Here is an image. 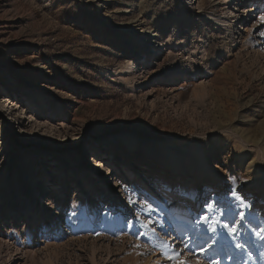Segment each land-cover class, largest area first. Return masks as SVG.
<instances>
[{"label":"rangeland","instance_id":"1","mask_svg":"<svg viewBox=\"0 0 264 264\" xmlns=\"http://www.w3.org/2000/svg\"><path fill=\"white\" fill-rule=\"evenodd\" d=\"M261 17L264 0H0V264H171L166 245L264 264ZM151 41L162 57L122 77ZM207 165L225 187L184 199L181 226L172 192Z\"/></svg>","mask_w":264,"mask_h":264},{"label":"bare ground","instance_id":"2","mask_svg":"<svg viewBox=\"0 0 264 264\" xmlns=\"http://www.w3.org/2000/svg\"><path fill=\"white\" fill-rule=\"evenodd\" d=\"M198 9H201V7H198ZM239 13L234 18H239L238 22H236L235 27L240 30L242 28L241 25L243 24V21L245 20L246 16H243V15H241ZM100 27L101 26H98V28H100ZM149 46L150 47H156L154 49L153 56L149 60H146L142 64L133 63V64H130L129 66L125 67L122 70V73H121L122 77H126V76H129L131 74H134V73L138 72L140 69L145 68V67H147V66H149L151 64H154L155 60L158 59V58H161L162 55L165 53V50L160 47L159 43L154 44V42L151 41L149 43ZM182 77H183V72L182 71L171 72V73H168V74H164V75H160V76H156V77L152 78L150 80V84H155V83H159V82L172 83V82H176V81L180 80ZM110 150H112V152H109L106 155H108V156L109 155H113V148L106 149V151H110ZM130 150H131L132 154L136 152L134 150V148H130ZM206 154H208V155H206ZM218 154H219V148L215 147V148L211 149L210 151H208V153H204L202 151L198 152L197 156L201 158V160H200V164H201V162L202 163L205 162L206 157H208V159H210V160H215L216 157L218 156ZM144 155H145V157H148V156H151L152 154L150 153V151H145ZM176 159H177L176 156L172 157V160H176ZM175 167H176V169H180L182 167V165H178V166H175ZM96 177H97V175H96ZM141 177H143V176L141 175ZM188 177H190V176H188L187 172L185 171L183 173V175L180 176V179H185V178H188ZM195 183L196 184L194 186H192L187 192L182 191L181 188H178V187H175V190L172 192V194L177 199L172 202L171 208L173 206L175 208L171 209L170 211L176 213V215H178L177 218L180 217L178 221H179L181 226H183V225L186 226L187 225V223L184 222L185 219H183V218L185 216H188V218H190L189 214L193 210V209H191L189 207V205L187 206L184 203V199H189L190 202L193 204V207H194V204L196 203V198L198 197L197 195H198V191L200 190V186L203 183H208V184L211 185V189H212L211 199L208 200V202H207V203H210V202H212L214 200L216 191H218V190L222 189L223 187H225V182L224 181H220V182H216L215 181L214 172L211 169V166H209V165L205 166L204 173L201 176H199V178H196ZM159 184L161 185V182H159ZM113 185L114 184L112 183V186ZM134 187H140V185H134ZM161 187L162 186H158V189L161 188ZM158 192H163V189L162 190L159 189V190H155L154 191V193H158ZM95 218H96V212H93L92 217L90 218V221L92 223L95 222L96 221ZM186 229H187V227H186ZM29 241H30V243H34L35 242L34 234L30 235Z\"/></svg>","mask_w":264,"mask_h":264},{"label":"snow or ice","instance_id":"3","mask_svg":"<svg viewBox=\"0 0 264 264\" xmlns=\"http://www.w3.org/2000/svg\"><path fill=\"white\" fill-rule=\"evenodd\" d=\"M261 20L264 21V17H261ZM261 36H264V32L260 33ZM149 213H151V211H153V209L149 208L148 209ZM240 219L244 218V213L240 212L239 213ZM198 223L200 222H207V217H203L200 221H197ZM131 227V225H130ZM142 228H146L148 227L147 224H141ZM222 228L226 229L229 234H235L237 232V228L236 227H229V225L227 223H224L221 225ZM154 231V229H153ZM212 232H216L215 228L211 229ZM135 236H137V238H141V237H146V233L140 232V233H133ZM137 248H141L143 247L142 244H137L136 245ZM167 248H171V251H164L162 254L164 256V259L169 260L171 262V264H191V260L188 259L182 251H178L175 249L174 246L171 245H166ZM236 247H242L240 244H237ZM188 252L191 253V249H187ZM143 255V253H141ZM195 254V253H192ZM200 254H203L202 252ZM197 264H199V260L197 261ZM214 264H218V262H214Z\"/></svg>","mask_w":264,"mask_h":264}]
</instances>
